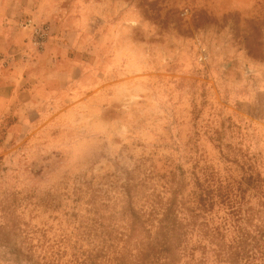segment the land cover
<instances>
[{
  "label": "rangeland",
  "instance_id": "rangeland-1",
  "mask_svg": "<svg viewBox=\"0 0 264 264\" xmlns=\"http://www.w3.org/2000/svg\"><path fill=\"white\" fill-rule=\"evenodd\" d=\"M36 2L38 19L18 24L26 43L37 52L31 20L68 63L37 78L27 109L21 98L0 111V239L40 240L65 264L104 236L115 250L96 262L108 264L129 205L147 217L172 189L211 193L210 220L231 224L241 206L264 221V0ZM248 175L262 189L242 185ZM98 216L108 230L90 229ZM197 229L179 264H222Z\"/></svg>",
  "mask_w": 264,
  "mask_h": 264
},
{
  "label": "trees",
  "instance_id": "trees-1",
  "mask_svg": "<svg viewBox=\"0 0 264 264\" xmlns=\"http://www.w3.org/2000/svg\"><path fill=\"white\" fill-rule=\"evenodd\" d=\"M171 179L166 180L164 188H171L173 185ZM260 182L259 178L248 175L244 176L241 184L248 187L253 185L257 191L262 189ZM239 189L242 193H246L241 187ZM169 193L171 197L164 205L151 202L152 208L147 217L139 215V212L135 211L131 204L129 205L126 211L130 221L126 230L128 234L121 233L117 240L122 243L124 252L120 256L115 254L109 261L107 260L108 264H179L180 259L186 256L184 245L188 236L199 227L206 230L201 234V240L207 242L211 248L204 245L201 247L210 250L217 263L264 264V221L260 211L255 212L250 207L242 211L241 206L239 208L230 206L229 214L234 217L232 223L228 224L226 217L219 223L207 218L211 209L201 203L206 199L211 200V193L200 189L199 192H190L186 198L179 189H172ZM224 198L228 202H233L229 194H225ZM97 213L95 212V215H98ZM183 219L187 221L184 225L181 222ZM197 219L202 221L196 224ZM104 221L105 218L98 216L97 219H92L93 223L89 221L88 224L91 230L101 229L104 232L103 230H108L110 227L105 225ZM227 225L232 226L233 234L230 240L225 242L222 230ZM0 245L9 249L6 253L7 258L0 260V264H62L59 252L54 254L51 251L47 254L52 247L41 251L45 245L40 240L37 245H32L27 237L10 240L4 235L0 239ZM39 249L42 253L35 256ZM114 250V240L102 236L92 248L94 256H86L87 254L84 253L74 254L65 264H101L96 260Z\"/></svg>",
  "mask_w": 264,
  "mask_h": 264
},
{
  "label": "crops",
  "instance_id": "crops-1",
  "mask_svg": "<svg viewBox=\"0 0 264 264\" xmlns=\"http://www.w3.org/2000/svg\"><path fill=\"white\" fill-rule=\"evenodd\" d=\"M36 1L0 0V111H10L21 98L28 99L18 103L23 110L27 109L29 103L35 102L32 94L43 88L37 78L58 72L68 63L67 51L59 55L58 51L46 46L44 51L37 53L26 43L28 32L18 24L26 15L37 18ZM7 89L9 92L3 94L2 90Z\"/></svg>",
  "mask_w": 264,
  "mask_h": 264
},
{
  "label": "built area",
  "instance_id": "built-area-1",
  "mask_svg": "<svg viewBox=\"0 0 264 264\" xmlns=\"http://www.w3.org/2000/svg\"><path fill=\"white\" fill-rule=\"evenodd\" d=\"M23 26L31 31V45L39 52L42 50L43 42L46 36V28L43 26L34 25L31 20H25Z\"/></svg>",
  "mask_w": 264,
  "mask_h": 264
}]
</instances>
